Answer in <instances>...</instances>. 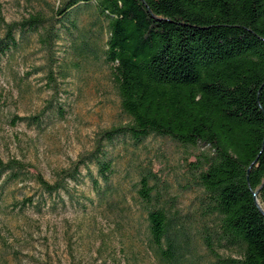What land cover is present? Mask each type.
I'll return each instance as SVG.
<instances>
[{
	"label": "trees",
	"instance_id": "obj_1",
	"mask_svg": "<svg viewBox=\"0 0 264 264\" xmlns=\"http://www.w3.org/2000/svg\"><path fill=\"white\" fill-rule=\"evenodd\" d=\"M91 3L92 25L102 18L105 28L82 35L73 48L106 65L125 121L98 132L93 148L52 182L16 158L0 157V177L5 183L33 179L41 197L51 196L68 191L69 181L78 183L83 167L98 200L112 204L119 217L126 216L120 202L137 207L136 231L154 264H264V0H63L50 18L35 13L1 21L0 60L32 33L50 57L51 97L38 113L14 120L41 127L46 112L63 116L54 107L51 56L61 28H77L78 14ZM150 136L185 149L204 147L184 158L183 187L193 194L187 205L152 160L134 166L131 204L121 182L113 181L111 149L138 148Z\"/></svg>",
	"mask_w": 264,
	"mask_h": 264
},
{
	"label": "rangeland",
	"instance_id": "obj_2",
	"mask_svg": "<svg viewBox=\"0 0 264 264\" xmlns=\"http://www.w3.org/2000/svg\"><path fill=\"white\" fill-rule=\"evenodd\" d=\"M62 1L0 0V36L4 32L1 21H20L35 13L50 18ZM95 13L94 3L83 7L77 28L68 24L70 32L61 28V38L53 48L58 84L54 107L64 109L62 117L48 111L41 127L13 118L38 113L53 93L46 76L50 57L37 41V34H28L16 50L0 60V157L24 160L50 182L58 170L93 148L98 132L125 121L106 65L101 59L78 55L73 48L81 43L82 35L96 33L99 25L105 28L102 18L92 25ZM104 28L100 47L107 38ZM60 71L66 73L64 78ZM202 149H185L160 136L148 137L138 148L117 144L111 149L113 181L121 182L131 204L129 182L134 166L152 160L185 206L193 194L183 187L184 158L187 151ZM89 167L95 174V166ZM81 173L84 176L78 183L69 181L68 191L42 197L33 179L5 183L3 175L0 177V264H154L136 231L137 207L120 202L126 216L119 217L112 204L98 200L85 168Z\"/></svg>",
	"mask_w": 264,
	"mask_h": 264
}]
</instances>
